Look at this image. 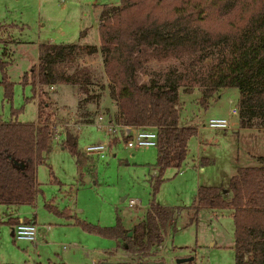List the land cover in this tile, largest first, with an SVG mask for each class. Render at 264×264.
<instances>
[{"label": "trees", "instance_id": "1", "mask_svg": "<svg viewBox=\"0 0 264 264\" xmlns=\"http://www.w3.org/2000/svg\"><path fill=\"white\" fill-rule=\"evenodd\" d=\"M99 20L100 45H39L38 63L22 79L24 86L32 87V96L26 101H36L37 122H20L18 116L25 106L15 108L13 104V119L4 121L0 117V220L1 206L34 205L41 190L38 168L46 163L54 124L60 121L51 87L74 84L89 99L94 97L89 87L101 75L77 60L81 54L102 55L110 94L117 102L119 123L156 127L154 198L165 180V171L184 165L189 142L198 134L197 126L181 124L182 88L191 92L197 84L201 85L203 95L199 101L206 108L220 90L238 88L240 127L264 134V0H121L119 5H104ZM186 57L191 61L185 72L141 80V73L152 61ZM4 59L0 58L1 82L5 99L13 103L14 82L8 77L9 62ZM67 61L74 65L72 72L59 68ZM65 135L61 146L76 158L78 166L94 168L96 160L80 147L78 132L68 128ZM113 145L111 140L110 149ZM246 155L249 160L256 159V164L238 166L226 184L199 187L193 204L186 210V223H197L202 209H231L235 264H264V156ZM209 161L202 158V166ZM45 208L88 233L115 239L118 247L143 264L151 261L150 256L166 240L172 221L182 214V209L153 201L144 218L127 228L120 216L115 225L102 226L81 219L70 208H59L54 200L46 202ZM7 223L17 225L20 221L11 218ZM0 264L12 263L0 260Z\"/></svg>", "mask_w": 264, "mask_h": 264}, {"label": "rangeland", "instance_id": "2", "mask_svg": "<svg viewBox=\"0 0 264 264\" xmlns=\"http://www.w3.org/2000/svg\"><path fill=\"white\" fill-rule=\"evenodd\" d=\"M116 5L121 0H109ZM70 0H0V58L9 62L7 74L14 82V101L5 99V88L2 84L0 69V117L4 121L12 118V104L15 108L25 106L27 112L19 114V121H35L37 108L34 100L30 103L26 98L32 96L31 85L24 86L22 79L25 72L38 63L39 45L52 43H75L80 33L70 23L68 6ZM67 11V12H66ZM100 45L98 32L92 31L87 36V43ZM77 60L98 70L101 75L93 79L90 85L93 98L74 84H57L52 95L57 101V116L60 122L71 119L91 118L93 122H119L117 102L111 97L108 80L103 70V57L96 55H78ZM190 58L172 59L166 62L152 61L141 73V80L161 79L172 72H185ZM75 64V63H74ZM73 63L65 62L60 70L72 72ZM191 73V71H189ZM103 75V76H102ZM203 95V87L197 84L191 92L181 89L182 118L190 116L201 127L207 124L212 116L220 113L224 107L231 110L238 106L240 91L238 88H225L219 91L218 97L212 100L209 107L203 106L199 98ZM219 97L221 100L218 103ZM230 112V111H229ZM211 116V117H210ZM15 119V118H14ZM239 121L238 114L233 121ZM75 120V121H76ZM79 134V144L83 149L86 144L106 141L107 135L94 127H84ZM201 136L212 152L202 154L199 164L203 170H197L187 161L180 168H168L164 174V182L154 198L153 176L157 161L156 147L130 148L125 141L118 143L104 158L96 160L97 176L91 183L82 180L75 159L68 150L62 149L60 143L65 138L54 137L48 163L39 166L38 177L43 192L38 193L34 206L22 205L17 215L39 216L37 241L15 240L12 235L13 226L0 225V260L12 264H104L105 260L137 263V257L119 248L117 241L96 234L88 233L78 226L59 225L55 220H62L49 213L44 207L46 200H54L60 207H72L81 218L102 226H113L120 216L127 228L143 219L149 205L155 201L162 206L182 209L170 225L166 240L150 256L151 260L164 261L165 264H177L180 257L193 256L188 264H235V226L231 209H202L197 223L188 225L186 216L188 208L193 204L201 185L226 184L231 175L237 172L238 166H249L251 160L247 154H257L262 150L264 134L257 138L248 131L234 134L232 139L220 131L210 128L198 130V134L189 142V157L197 151V137ZM103 140H99L102 139ZM116 144L119 138L113 139ZM263 141V144H262ZM204 143V141H203ZM241 145L235 147V145ZM252 145V146H250ZM240 147V149H238ZM152 150V151H147ZM153 154L152 156L150 155ZM202 158L210 159L202 166ZM240 158V161H237ZM248 159V160H247ZM152 165V166H151ZM254 165V164H252ZM151 166V167H150ZM83 172H87L85 169ZM57 179L60 182H55ZM127 196L125 200L123 198ZM54 198V199H52ZM140 201L138 207L130 208L129 199ZM6 208L2 207V212ZM44 215H42V213ZM47 216V220L45 218ZM44 223L50 224L48 231ZM47 227V226H46Z\"/></svg>", "mask_w": 264, "mask_h": 264}, {"label": "crops", "instance_id": "3", "mask_svg": "<svg viewBox=\"0 0 264 264\" xmlns=\"http://www.w3.org/2000/svg\"><path fill=\"white\" fill-rule=\"evenodd\" d=\"M104 5H116V4L111 2V1H109V0H70V4H69L68 10H67L68 12H70L68 20H70V23L75 26V31L80 33V38H79L78 42H75V43H79V42L80 43H87L88 34L92 33V31H95V32L99 33V24H100L99 14H100V11H101V9H102V7ZM47 40H48V42H54L55 39L54 38L52 39L50 37V39H47ZM220 101H222L221 97H219L218 103ZM29 102L32 103L33 101H29ZM34 103H35V106L37 108L36 120L35 121H24L23 120V121H20V122H22V123H35V122H37V120H38V107H37L36 101H34ZM24 111L27 112V109L25 108ZM229 111H230V109L224 107V109L220 113H218V114H213L212 113L211 115L212 116H218V115L227 116V115H229ZM186 116L187 117H185L184 119L183 118L181 119V124L182 125H185V126H197L198 130L205 128L203 126L201 127L200 123H195L192 119H190V116H188V115H186ZM210 130L220 131V130H214V129H210ZM241 131H248L251 134H254L257 138L259 137V134L260 135L262 134V133L258 132L256 129H249V128L244 129V128H241L240 125H239L238 119L235 120V121H233V119H232V127H231L230 130H227V131L224 130V131H220V132H223V133L227 134V137L229 139H232V136L234 134H238ZM114 138H119V141L115 145H113V147L111 149H109V153L114 149V147L118 143H120L121 141H125L123 139L122 135H116V136L112 137L111 140H113ZM99 140H103V138L99 139ZM110 141H109V145H110ZM196 141H197V151L193 152V154L191 155V158L189 157V154H188V161H187L186 165H187V167H189V165H190V166H192L193 168H195L197 170H203L204 168L201 167L199 164H197V163H199L200 156L202 154L205 155V154L211 153L213 151L212 148L209 147L208 145H215L216 147H220V145L219 144H215V143H209V142L206 143L205 140H203L204 141V143H203L201 136H198ZM262 144H263V141H262ZM60 145H61V143H60ZM237 146H241V145H235V147H237ZM250 146H252V145H250ZM241 147H243V146H241ZM136 148H138V147H136ZM62 149H64V148L62 147ZM238 149H240V147ZM64 150H66V149H64ZM189 150H190V148H189ZM147 151H152V150H147ZM150 155L152 156L153 154H151V152H150ZM154 155L157 156V152ZM254 155L256 157L264 156V144L262 146V150L258 151L257 154H254ZM93 157H95V156H91V158H93ZM48 158L49 157L47 155L46 163H48ZM73 158L75 159V162H76V158L74 156H73ZM245 158H248V155H245ZM101 159H104V158H101ZM252 164H256V159H252L251 160L249 165H252ZM76 165H77V168L79 170L78 172L81 175L82 180H84L85 182L91 183L94 180V178L97 176V172H96L97 165L94 168H93V166L92 167L89 166V168L88 167L78 166L77 162H76ZM85 169L87 170L86 173L83 172ZM154 169H156L155 166H154ZM38 170H39V168H38ZM154 172H156V170H154ZM38 180H39V177H38ZM55 182H60V181L55 179ZM39 183H40V181H39ZM40 189H41L40 192L42 193L43 190L41 188V183H40ZM37 197H38V194H37ZM126 198H127V196H125L123 198V200H125ZM52 199H54V198H52ZM50 200H46L45 203L50 201ZM36 201H37V198H36ZM45 203H44V207H45ZM54 204L56 206H58L59 208H64V207H60L59 205H57L55 199H54ZM34 205H29V206H34ZM3 206L6 208V210L2 212V207ZM3 206H1L2 217H1V220H0V225L2 223L8 224L7 222L11 218H18L20 222H30V223L36 224L37 226L40 225L38 223L39 216H37L38 215L37 213L36 214L33 213V215L31 217H26V216L19 215V213H17V215H16V213L14 211H12V209H11L12 207H15V209L17 211L19 209V207L22 206V205H15V206H13V205H3ZM65 207L70 208V209H72L75 212V210L72 207H69L67 205ZM49 213H51V212H49ZM51 214H53V213H51ZM42 215H44V214L42 213ZM45 218L47 220L48 217L45 216ZM59 218L62 219V220H59V221L55 220L59 225H66V226H70V227L71 226H76V225L73 224V222L71 220H67V219L61 218V217H59ZM9 225L13 226L12 235L14 236V228H15L16 225H12V224H9ZM44 226H45V228L48 231L51 230L50 224L44 223ZM46 226H50V228L48 229ZM32 243L35 244V242H32ZM110 263H113L111 259L108 260V261L105 260L104 264H110Z\"/></svg>", "mask_w": 264, "mask_h": 264}, {"label": "built area", "instance_id": "4", "mask_svg": "<svg viewBox=\"0 0 264 264\" xmlns=\"http://www.w3.org/2000/svg\"><path fill=\"white\" fill-rule=\"evenodd\" d=\"M57 85L51 87V91L55 90ZM239 113L238 106H233L227 116L211 117L204 127L214 130H230L232 127V119ZM76 119L70 121L57 122L54 124V137H61L63 133L66 134L68 128L75 129L76 132L82 131L85 127H94L107 135L106 141L92 142L85 145L83 151L88 156H97L99 158H105L109 153V141L116 135H122L123 138H128L126 144L130 148H144V147H156L158 142V132L156 127L151 126H131L119 122H82ZM157 173L155 172V175ZM140 205V201L136 198L129 199V207L134 208ZM49 229L50 226H47ZM38 234V226L30 222H20L14 228V238L19 241L36 242ZM162 248V245L158 246V249Z\"/></svg>", "mask_w": 264, "mask_h": 264}, {"label": "water", "instance_id": "5", "mask_svg": "<svg viewBox=\"0 0 264 264\" xmlns=\"http://www.w3.org/2000/svg\"><path fill=\"white\" fill-rule=\"evenodd\" d=\"M130 235H132V233H130ZM194 260L193 256L190 257H180L177 259V264H186L188 262H191ZM110 264H143V263H130V262H123V261H117V262H113ZM148 264H165L164 261H155V260H151L148 262Z\"/></svg>", "mask_w": 264, "mask_h": 264}, {"label": "flooded vegetation", "instance_id": "6", "mask_svg": "<svg viewBox=\"0 0 264 264\" xmlns=\"http://www.w3.org/2000/svg\"><path fill=\"white\" fill-rule=\"evenodd\" d=\"M186 264H188V263H186Z\"/></svg>", "mask_w": 264, "mask_h": 264}]
</instances>
